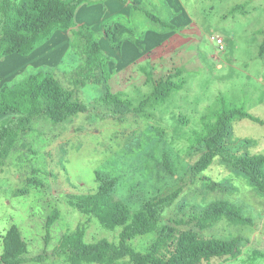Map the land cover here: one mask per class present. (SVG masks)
I'll list each match as a JSON object with an SVG mask.
<instances>
[{
  "label": "rangeland",
  "instance_id": "374dc122",
  "mask_svg": "<svg viewBox=\"0 0 264 264\" xmlns=\"http://www.w3.org/2000/svg\"><path fill=\"white\" fill-rule=\"evenodd\" d=\"M167 1L169 6L150 0L136 12L134 38L141 41V32L156 29L162 34L157 37L163 41L159 50H151L153 44L136 54L135 50L122 52L115 48L118 42H112L113 36L107 41L105 34H95L109 61L111 79L107 84L95 80L96 70L84 86L75 84L81 79L85 58L72 30L57 31L51 42L28 57L14 54L0 59L2 83L12 86L30 74L50 71L77 101L89 105L88 112L60 123L43 116L34 118L32 130L18 136L0 165V254L1 238L11 226L18 228L27 245L24 264H69L57 250L64 237L77 228L84 229L86 243L106 239L117 245L121 228L107 229L71 203L75 196L96 190L95 174L101 172L118 178L113 200L131 211L156 195L180 188L175 204L162 214L160 227H174L179 204L188 207L226 200L238 206L253 221L252 226L222 220L200 237L223 241L242 236L246 242L231 256L198 264H264V194L219 159L194 183L190 177V166L201 153L199 147H191L193 131L201 128L203 116L220 108V96L264 122V53L259 54L264 43V0ZM113 24L108 20L104 29L115 33ZM211 36L221 38L222 44L211 41ZM134 54L140 59L134 60ZM176 69L182 70L176 81L184 82V88L141 114L113 117L111 108L100 101L109 90L123 92L137 106L159 79ZM8 118L0 117V123ZM231 127L228 147L232 153L264 155V124L244 119L232 122ZM32 179L40 180L41 185L27 187ZM207 180L217 185L207 186ZM53 211L59 217L46 244L45 222ZM177 230L190 231L185 227ZM156 237L155 233L137 236L129 244L135 252L145 254L152 250ZM37 256L44 260H31ZM114 264L131 263L123 258Z\"/></svg>",
  "mask_w": 264,
  "mask_h": 264
},
{
  "label": "trees",
  "instance_id": "16d2710c",
  "mask_svg": "<svg viewBox=\"0 0 264 264\" xmlns=\"http://www.w3.org/2000/svg\"><path fill=\"white\" fill-rule=\"evenodd\" d=\"M94 3L96 0H0V59L14 54L27 57L46 44L57 31L72 30L75 40H80L82 44L85 58L81 79L75 84L84 86L90 81V73L94 70L98 72V77L94 76L95 80L107 84L111 79L109 61L95 33L88 26L75 24L76 10L81 5ZM146 15L152 21L159 22L149 13ZM110 29H104L105 36L110 41L113 36L112 42L115 43L116 35ZM263 53L264 43L260 56ZM181 75L182 70L176 69L159 79L137 106H133L123 92L112 93L109 90L100 101L111 108L113 117L141 114L150 105L164 104L172 92L181 91L184 82L176 81ZM219 102L220 108L203 116L201 128L193 131L194 137L190 144L194 143L191 147H199L201 153L190 166L192 182L214 160L219 159L229 168L245 175L256 190L264 194V155H236L228 147L232 137V122L244 119L258 124L264 122L240 108L230 106L222 96ZM88 110L89 105L77 101L73 92L64 88L50 71L30 74L12 86L2 83L0 78V117L9 116L0 123V165L13 150L18 136L32 130L34 118L43 116L53 123H60ZM164 163L167 170L172 172L168 160L165 159ZM95 181L97 188L94 192L75 196L71 203L82 214L95 217L105 228H121L118 244L106 239L86 243L84 229L77 228L64 237L57 250L58 255H64L69 264H114L123 258H128L131 264H198L203 260L231 256L246 242L242 236L218 241L204 239L200 233L222 220L234 225H253V221L238 206L226 200H215L206 205L186 207L179 204L177 216L172 220L174 227H160L162 214L175 204L181 193L180 188L168 194L156 195L139 209L131 211L128 206L113 200L118 185L117 177L96 172ZM41 183L40 180L32 179L28 181L27 187H38ZM206 185L217 184L207 180ZM58 217V211H53L46 219V244L49 242L50 228ZM181 227L190 231L181 233L177 230ZM152 233L157 237L150 252L141 254L130 247L129 242L135 237ZM1 242L0 264H24L28 261L25 257L27 245L16 226L6 230ZM31 260L41 262L44 257L37 256Z\"/></svg>",
  "mask_w": 264,
  "mask_h": 264
},
{
  "label": "crops",
  "instance_id": "0c3cea01",
  "mask_svg": "<svg viewBox=\"0 0 264 264\" xmlns=\"http://www.w3.org/2000/svg\"><path fill=\"white\" fill-rule=\"evenodd\" d=\"M148 1L150 0H126V2L123 3L117 0H96V3H94L93 5L84 4L81 5L76 10L75 24L76 26H80V25L88 26L93 30L95 34H99V33L105 34L104 24L108 20H112L114 22L113 24L114 32H115L114 34L117 35V42H118L115 48L121 50L122 52L135 50L134 52L136 54V51H138V49L146 51L149 50V48H151L150 46L154 44L151 50H155V49L159 50V47L163 44V41L160 38L159 39L157 38L162 34L158 33V30L156 29L155 32L154 31L141 32L140 33L142 37L141 41H138L137 39L134 38V35H136L135 30L138 27V24L136 22L138 20V15H136V12H138L137 9H141L143 5ZM162 1L165 3L166 6H169V2L167 0H151L152 3L153 2L159 3ZM93 13H94V18L92 17ZM96 15H98V18L96 17L97 20L95 19ZM179 26L182 25H178L177 27ZM96 28L98 29V31ZM55 35L56 33L47 43L51 42V40L55 37ZM46 44H44L43 47ZM138 44H139L138 46L139 48L137 47ZM100 47L103 52V47L101 46V44ZM130 47H132V49H130ZM36 51L38 50H35L33 53H35ZM135 54L133 56L134 60L135 59L139 60L140 55L138 54L139 56H135Z\"/></svg>",
  "mask_w": 264,
  "mask_h": 264
},
{
  "label": "built area",
  "instance_id": "2783aa9c",
  "mask_svg": "<svg viewBox=\"0 0 264 264\" xmlns=\"http://www.w3.org/2000/svg\"><path fill=\"white\" fill-rule=\"evenodd\" d=\"M210 40L211 41H215L216 42V44H222V40H221V38H217V37H215V36H211L210 37Z\"/></svg>",
  "mask_w": 264,
  "mask_h": 264
}]
</instances>
